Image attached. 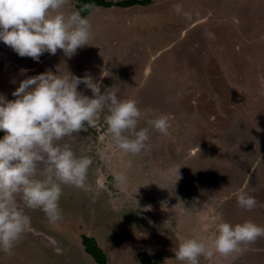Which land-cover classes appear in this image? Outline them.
Returning a JSON list of instances; mask_svg holds the SVG:
<instances>
[{
    "label": "rangeland",
    "instance_id": "1",
    "mask_svg": "<svg viewBox=\"0 0 264 264\" xmlns=\"http://www.w3.org/2000/svg\"><path fill=\"white\" fill-rule=\"evenodd\" d=\"M73 10L66 0L64 11ZM88 19L90 45L71 58L58 49L36 61L0 42V94L15 99L20 81L56 73L63 62L65 73L100 81L101 92L113 87L120 99H134L146 113L138 128L149 129L150 147L122 153L103 114L96 127L65 137L93 160L86 190L63 187L62 219L54 224L25 208L30 230L11 255L0 252V264H97L85 251L86 235L109 264H143L144 253L181 264L177 234L210 241L220 221L264 226V0H153L96 8ZM78 91L93 95L83 83ZM159 115L169 116L167 135L147 123ZM116 172L127 177L123 190ZM241 188L258 201L251 211L236 203ZM199 264H264V237Z\"/></svg>",
    "mask_w": 264,
    "mask_h": 264
},
{
    "label": "clouds",
    "instance_id": "2",
    "mask_svg": "<svg viewBox=\"0 0 264 264\" xmlns=\"http://www.w3.org/2000/svg\"><path fill=\"white\" fill-rule=\"evenodd\" d=\"M66 0H0V42L10 46L20 57L39 61L41 55H55L57 50L71 58L79 48L90 45L92 26L82 9L65 12ZM174 11L190 18L180 5ZM65 63L51 70L27 77L8 100L0 94V252L12 254L16 242L30 230L31 218L25 208L43 211L49 223L62 219L60 199L64 186L87 188L90 156L78 155L69 143H62L81 131L96 127L103 114L106 132L115 147L132 156L146 151L149 129L138 128L146 115L134 99H120L113 87L101 92V82L91 76H75L64 71ZM26 72L27 69H22ZM83 83L92 96L83 95ZM148 125L167 135L169 116L148 119ZM131 160L127 166L131 167ZM115 186L123 190L127 177L113 174ZM233 195L239 208L251 211L258 201L243 188ZM19 198V202H18ZM21 202L23 207H21ZM208 225L203 226L207 231ZM175 248V260L181 264H199L215 254L228 256L242 246L264 237V226L252 220L215 224L214 238L182 237Z\"/></svg>",
    "mask_w": 264,
    "mask_h": 264
},
{
    "label": "trees",
    "instance_id": "3",
    "mask_svg": "<svg viewBox=\"0 0 264 264\" xmlns=\"http://www.w3.org/2000/svg\"><path fill=\"white\" fill-rule=\"evenodd\" d=\"M153 0H122V1H113V0H73L75 9H82L84 4L90 3L94 4V9L82 11V15L89 16L92 11L96 8L110 9L113 7L118 8H131L134 6H148L151 5ZM1 136V134H0ZM83 244L85 251L96 261L97 264H109L107 261V256L104 254L100 245H98L97 240L94 237L88 235L83 236ZM141 260L143 264H163V258L161 256H156L151 258L148 253L141 255Z\"/></svg>",
    "mask_w": 264,
    "mask_h": 264
},
{
    "label": "water",
    "instance_id": "4",
    "mask_svg": "<svg viewBox=\"0 0 264 264\" xmlns=\"http://www.w3.org/2000/svg\"><path fill=\"white\" fill-rule=\"evenodd\" d=\"M94 171V170H93ZM100 187H102V186H100Z\"/></svg>",
    "mask_w": 264,
    "mask_h": 264
}]
</instances>
